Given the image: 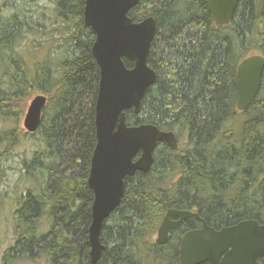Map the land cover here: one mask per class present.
I'll use <instances>...</instances> for the list:
<instances>
[{"label":"trees","instance_id":"trees-1","mask_svg":"<svg viewBox=\"0 0 264 264\" xmlns=\"http://www.w3.org/2000/svg\"><path fill=\"white\" fill-rule=\"evenodd\" d=\"M26 1L30 25L8 14L12 5L0 6V186L4 198L13 196L14 222V240L1 262L91 264L94 193L88 178L100 69L92 55L95 37L83 21L86 0ZM261 2L241 0L224 26L207 0H141L130 11L134 22L156 20L148 64L157 79L139 114L126 112L127 123L174 132L179 148L159 143L152 168L126 178L124 197L101 230L98 264H180L182 237L202 224L187 219L166 245H157L170 209L198 213L216 230L245 220L264 224V72L259 94L242 112L245 120L236 109L239 64L254 54L264 57ZM48 29L62 31L66 49L55 63L28 64L20 42L29 33L48 38ZM37 94L48 102L32 135L36 145L15 164L14 150L28 136L21 126L25 110ZM11 159L16 166H7Z\"/></svg>","mask_w":264,"mask_h":264},{"label":"water","instance_id":"water-1","mask_svg":"<svg viewBox=\"0 0 264 264\" xmlns=\"http://www.w3.org/2000/svg\"><path fill=\"white\" fill-rule=\"evenodd\" d=\"M214 20L220 26L229 24L241 0H207ZM141 0H86L83 21L95 40L92 55L100 69L96 102L97 145L93 153L88 184L94 193L92 223L89 229L91 264H98L104 246L100 234L104 222L119 207L125 193V180L136 173H147L154 164L159 143L172 150L179 148L174 132L151 124L130 126L128 110L139 114L149 87L155 84L156 72L148 58L155 40L157 24L153 17L134 22L129 13ZM261 14L264 16V0ZM125 60L133 63L129 68ZM264 57L254 54L237 69L238 112L252 105L261 89ZM48 98L35 95L26 111L23 126L35 134L41 124ZM193 218L202 228L184 234L179 247L180 264H257L264 257V224L245 220L216 230L198 213L168 210L155 243L169 242L170 233L185 220ZM177 219V220H174Z\"/></svg>","mask_w":264,"mask_h":264},{"label":"rangeland","instance_id":"rangeland-1","mask_svg":"<svg viewBox=\"0 0 264 264\" xmlns=\"http://www.w3.org/2000/svg\"><path fill=\"white\" fill-rule=\"evenodd\" d=\"M4 4H9V6L12 5L13 7L12 10L8 12V14H16L19 16V18L24 24L27 23L28 25H30L27 20L28 18L26 15L27 14L26 10L30 11V5L27 3L26 0H5V1L0 0V6L2 8H4ZM4 20L6 19H3V15H1V21L4 22ZM61 32H62L61 30L59 32H52L51 29H48V33H49L48 38H45L41 36L40 34L38 35L30 34V33L29 35L27 33L25 35L23 34V36H26V35L28 36L26 39L20 42L19 51L24 55L25 60L28 62V64L35 63L36 61L37 62L48 61L51 57H52L50 59L51 62L55 63L57 55H60L63 48H64L63 50L66 49V45L64 44L65 39L62 38L63 39V44H62V39L60 38ZM1 72H3V68L0 65V75H1ZM29 104L30 102L28 103V107H29ZM28 107L25 110V114H26ZM239 116H240L239 120L241 121L246 119V114L244 115V113L240 112ZM23 120H22L21 126H22L23 131L27 133L23 126ZM32 135L33 134H28V136H26L23 143L15 148L14 150L15 164L17 163L18 158L22 153H29L33 149L34 147L33 145H36V138L32 137ZM7 166L9 167L16 166L14 165V159H11L7 163ZM9 179L12 180V183H13V181L16 179V175L15 174L10 175ZM4 195H5V192L3 191L2 186H0V208H1L0 218L2 217L0 219V241L4 234V236L6 237V243H7V244H4L3 246L0 245V264H2L1 258H2L3 252L6 250V248L9 247L10 244L13 243V240H14V235H13L14 222H13L12 216L10 215V209H12V205H13V196L10 194L8 198H4ZM13 212L14 211L12 210L11 213ZM156 238H157V235L155 239ZM166 263L167 262L165 261L163 262L155 261L154 259H152L149 262V264H166ZM26 264H36V263L27 262ZM37 264H45V262L39 261L37 262Z\"/></svg>","mask_w":264,"mask_h":264},{"label":"bare ground","instance_id":"bare-ground-1","mask_svg":"<svg viewBox=\"0 0 264 264\" xmlns=\"http://www.w3.org/2000/svg\"><path fill=\"white\" fill-rule=\"evenodd\" d=\"M3 1V0H2ZM5 1V0H4ZM262 3V2H261ZM47 4V3H46ZM53 8V7H52ZM20 11V10H19ZM48 12V11H47ZM18 13V12H17ZM49 13V12H48ZM53 14V13H52ZM46 17V16H45ZM213 29V28H212ZM23 36V35H22ZM31 37V36H30ZM36 37V36H35ZM29 38V37H28ZM28 40V39H27ZM16 44V43H15ZM19 45V44H18ZM20 46V45H19ZM14 48V47H13ZM24 49V48H23ZM22 51V50H21ZM58 54V53H57ZM58 56V55H57ZM59 56H61V55H59ZM52 58V57H51ZM50 58V59H51ZM62 58V57H61ZM24 59V58H23ZM22 59V60H23ZM49 59V58H48ZM25 60V59H24ZM41 60V59H40ZM43 60V59H42ZM49 61V60H48ZM37 62V61H36ZM41 62V61H40ZM50 62V61H49ZM42 63V62H41ZM53 63V62H52ZM33 64V63H32ZM57 64V63H56ZM43 65V64H42ZM29 68V67H28ZM51 68V67H50ZM34 71V70H33ZM203 72V71H202ZM5 92H6V90H5ZM98 96V95H97ZM229 101V100H228ZM255 117V116H254ZM252 118V117H251ZM238 131V130H237ZM248 132V131H247ZM264 135V134H263ZM244 137V136H243ZM13 169V168H12ZM169 180V179H168ZM167 180V181H168ZM160 188V187H159ZM164 195V194H163ZM20 197V196H19ZM12 198V197H11ZM174 200V199H173ZM172 201V200H171ZM164 207H165V205H164ZM1 209V208H0ZM6 210H8V209H6ZM155 213V212H154ZM3 214V213H2ZM5 214V213H4ZM10 217V216H9ZM2 218V217H1ZM0 218V219H1ZM7 219H9V218H7ZM2 222V221H1ZM23 225V224H22ZM145 227V226H144ZM143 238V237H142ZM142 240V239H141ZM139 246V245H138ZM148 246V245H147ZM162 254V253H161ZM157 255V254H156ZM142 257V256H141ZM164 258V257H163ZM144 259V258H143ZM150 259V258H149ZM160 259V258H159ZM148 260V259H147ZM161 260V259H160ZM163 260V259H162Z\"/></svg>","mask_w":264,"mask_h":264},{"label":"flooded vegetation","instance_id":"flooded-vegetation-1","mask_svg":"<svg viewBox=\"0 0 264 264\" xmlns=\"http://www.w3.org/2000/svg\"><path fill=\"white\" fill-rule=\"evenodd\" d=\"M132 67H133V63H132V66H131V67H129V68H132ZM174 220H177V219H174ZM183 223H184V222H183ZM180 227H181V226H180ZM180 227H179V228H180ZM179 228H178V229H179ZM170 235H171V233H170Z\"/></svg>","mask_w":264,"mask_h":264}]
</instances>
